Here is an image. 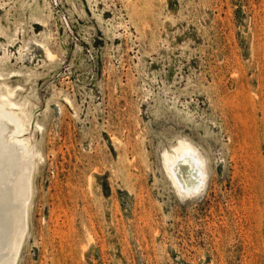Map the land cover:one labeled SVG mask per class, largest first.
I'll return each instance as SVG.
<instances>
[{"label": "rangeland", "instance_id": "obj_1", "mask_svg": "<svg viewBox=\"0 0 264 264\" xmlns=\"http://www.w3.org/2000/svg\"><path fill=\"white\" fill-rule=\"evenodd\" d=\"M0 93L37 151L17 264H264V0H0Z\"/></svg>", "mask_w": 264, "mask_h": 264}, {"label": "bare ground", "instance_id": "obj_2", "mask_svg": "<svg viewBox=\"0 0 264 264\" xmlns=\"http://www.w3.org/2000/svg\"><path fill=\"white\" fill-rule=\"evenodd\" d=\"M50 51L49 55H52ZM0 98L3 100V104L0 101V264H17L29 228L37 151L30 140L23 136L27 120L26 108L20 106L19 113L4 108V105L18 106L23 102L18 104L3 93H0ZM175 151V154L170 152L173 155L166 154L165 164L172 180L179 187L178 164L172 163L189 156L194 169L198 162L204 166V158L194 145L185 140L178 144Z\"/></svg>", "mask_w": 264, "mask_h": 264}]
</instances>
